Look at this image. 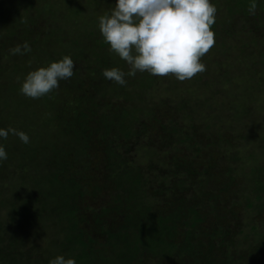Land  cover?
<instances>
[{"label":"trees","instance_id":"16d2710c","mask_svg":"<svg viewBox=\"0 0 264 264\" xmlns=\"http://www.w3.org/2000/svg\"><path fill=\"white\" fill-rule=\"evenodd\" d=\"M229 1L227 3V15L226 13L219 14V10L211 28L214 31V39L221 38L225 42L230 41L229 45L231 44V47H234L230 37L244 34L245 28L238 26L233 20L234 17L232 18L229 15L230 6L234 5L237 13L243 15L245 21L248 20L249 16L260 19L262 17L249 11L253 3L256 5L258 0H232L234 3L231 5ZM263 1L259 0L258 5ZM41 2L40 5V0H0V55L3 59V61L0 59V87L10 89L9 92L12 90L11 95H6V98L3 97L5 103L2 104L0 109V120L11 118L12 122L10 124L15 128L14 125L17 122H15L14 117L19 111L36 113L35 109L31 110L33 104L30 98L20 92L25 76L30 71L39 68L36 67L39 65H34L36 60L42 63L40 67H47L50 62L57 61L65 55L70 56L74 63L82 58L83 64L75 69V71L84 69V76L80 77L81 87L86 86L85 78L90 80H87L88 83L99 79V83H89L90 86H93V95L88 96L83 92L79 96H74L78 100L82 98L83 104H85L84 97H91V101L86 106H79V111L73 112L75 115L78 113L76 118L72 120H69L70 117L64 119L66 116L59 114L56 127H54L55 124H51L50 129L39 130L34 135V137L36 136V139L33 140L34 143L28 142L25 144L17 136L13 137V135L11 137L12 144H18L21 145L20 148L28 149L29 155L22 154L15 162H6L7 164H1L0 162V179H2V176L6 178V174L8 175V173L3 174L7 167H15L10 173L11 177L12 174L20 173L25 179L19 189L16 186L15 190L9 195L5 194L3 196L0 194V264H34L31 256L35 247L32 246L31 233L36 232L35 236H37L40 228L30 227L34 231L31 230L32 232H30L29 230V233H25L22 231L21 224L17 223L16 216L25 220L34 215V217L43 221V207L39 206L41 197L28 200L21 193L25 190L24 184L30 185L29 181L31 179H37V177L30 175L29 167L32 169L43 164L42 162L34 163L35 161L32 159L34 151L41 148V146L43 147L42 144H48V147L44 148H49L56 160L53 161L55 169H53L51 184L61 182L59 178L61 170L70 169L68 171L70 174L73 172L74 175L66 186L70 189L71 195L62 196L59 200L55 198L56 208L59 209L60 224H63V226L60 229L61 232H53L55 236L51 239L52 241L44 237L46 243L50 241L49 245L52 246L47 260L53 259L57 255H64L65 257L67 255V258L74 257L77 264H146L153 256L157 258L156 264H216V259H211L209 255L210 247H212L214 249L220 248L221 255L226 254L232 263L264 264V245L262 243L264 242V233L258 229L264 219L257 216L260 212L256 204V202L261 201L262 193H264V167L257 170L253 165L250 166V172H253V176L258 177L255 187L253 188L249 181L252 191L248 192L249 186L244 185L242 182L237 188L238 194L230 199V212L228 214L226 211L222 213L227 205H219L220 212L218 211L212 219H209V210H203L199 206H190L186 209L184 206L185 201L182 198L179 199L182 202L178 204L177 208L168 209L164 207L167 203L169 191L175 186L182 190L190 189V187L208 188L213 178L209 170L217 168L214 167L216 164L209 160V155H205L200 151L202 145H197L198 150L195 156L190 159L184 158L178 152L169 155L162 150H158L157 148L161 147L157 145V142L152 144L151 141L146 142V144L147 147L150 145V147L156 149H153L152 153L143 155L142 145L138 143L136 144L138 152H141L140 154L136 152L132 157L130 152H128L129 156L122 153L120 146L122 142L119 140H122L121 137L135 134L133 130L134 121L139 117L137 114H132L129 120H121L120 117L115 120V114L109 110L111 100L107 96L132 101L136 96L143 95V92L149 91L154 86L152 83L154 76L147 72L137 71L134 76H125L127 83L124 86L106 80L102 76V70L104 69L115 67L127 74L131 71V68L118 54L110 49V46L105 43L101 35L93 36L91 22L97 23L99 21L102 16L100 9H98V14L91 13L89 8L82 11L84 21L75 26L76 31H74V37L71 39L63 23L49 24L47 19L49 11L46 8L48 4L43 0ZM99 4L98 8L103 7L101 2ZM90 7L92 6L90 5ZM4 8L7 11L6 13H4ZM40 8L46 9L40 10ZM61 17L64 19L63 16ZM55 19L61 22L58 17H55ZM233 31L235 32L232 33ZM79 34L87 37L86 40L92 46L81 40L78 37ZM41 35L49 37L51 41L45 40ZM24 41L30 44L31 52L15 55L10 53L11 48L17 44H22ZM250 55L247 47H243L240 55L236 57L237 59H249L252 58L249 57ZM30 56L32 57L31 63H29L30 60L26 59ZM131 78H134V80H131ZM57 90L63 92L59 88ZM50 94H55V89L41 97L39 101L44 105L51 103V106H53L52 100L54 98ZM63 94L65 93L63 92ZM101 102L105 104L101 105ZM139 108L138 106L137 109ZM65 110L66 108L61 105L59 112L62 111L63 113ZM39 112L41 111L37 110V113ZM124 112L128 114L129 107ZM186 114L187 117L184 116L185 114H181L185 119L184 122L188 119L195 121L192 111H190V114ZM62 120H64L62 122L64 129L57 130L59 121ZM91 120L98 122L95 126V133L99 137V143H102V145L108 143V151H106L108 163L104 168L107 183L99 180L101 167H93L94 161L90 156L91 152H88L91 144L87 142L88 136L86 135ZM191 123L194 124L192 121ZM167 124L169 125L168 122ZM185 127L179 123H174V125L166 128L169 135L168 140L165 141L168 146L171 144L172 149L174 147L179 149L176 144H182V141L185 142L184 137L180 139L179 136L177 137L178 131L186 130ZM190 128L193 133L198 131V129L194 130L193 126H190ZM82 130L85 134L83 135L84 139L72 142V139L67 140L64 138L70 131L81 133ZM209 130L214 133L209 125L205 126L202 132L208 133ZM61 142L64 145H60ZM2 144L5 146L7 154L10 149L17 148L14 145L10 146L11 143ZM72 147L75 148L74 151H71ZM66 156L67 158H65ZM249 156L253 157L254 152H249ZM143 157L149 160V167H153V170L170 167L168 171L165 169V174L162 176V180L166 179L165 183L160 182L161 185L157 187H151L147 184L149 179L146 181L142 170L139 171L137 168L141 164L140 162H143ZM195 158L200 160L193 161ZM218 158H220V155H218ZM184 160L188 162H182ZM157 162H160L161 166L156 167ZM168 162H170V165L167 164ZM197 162L199 167H195ZM185 164L190 165L188 170L184 169ZM239 165L241 166V164ZM17 167H24L25 169L17 172ZM240 168L242 167L236 169L222 167L223 175L229 180L231 178L229 174L238 172ZM258 171H262L261 175ZM26 173L29 174V180L24 176ZM251 175L252 173L249 174L250 179ZM153 176L158 178L161 175L156 173ZM234 178L235 176L231 179ZM170 180L172 181L170 182ZM41 184L44 186L46 183H41L40 180ZM226 184H229V181ZM223 189H225L224 186ZM39 194L42 196L46 193L41 191ZM201 195L205 196L206 194L202 192ZM105 196L110 197L106 204L97 206L94 203L99 197ZM224 198L226 201L227 198L225 196ZM215 204L211 206H215ZM32 211L35 212L32 214ZM109 211L113 214L107 213ZM118 216H123L122 220L118 219ZM91 217L95 219L101 228L107 231V238L110 241L108 248L104 246L96 247V244L94 246L96 238L91 235L93 233H88L81 227V224L88 218L91 219ZM108 217L111 221L108 220ZM234 220L237 225H241L237 232H231L230 230V224ZM226 222L229 223L227 231H225ZM53 225L59 227L57 224H48L43 225V228H45V231L50 232V228L54 227ZM215 227L217 228L214 233L206 231L208 228ZM206 237L208 243L204 240ZM61 238H64L66 243H57ZM21 250L24 252L19 255ZM223 262L221 259L220 264H223ZM39 264L49 263L39 260Z\"/></svg>","mask_w":264,"mask_h":264},{"label":"rangeland","instance_id":"374dc122","mask_svg":"<svg viewBox=\"0 0 264 264\" xmlns=\"http://www.w3.org/2000/svg\"><path fill=\"white\" fill-rule=\"evenodd\" d=\"M43 1L48 4L46 8L49 11L47 18L49 24L54 25V23H63L68 32V36H70L71 39L74 37V31H76L75 26L80 25L81 22L84 21L82 16V11H84V9L89 8L91 13L96 14L99 13L98 9H100V14L104 16L110 14L111 10L115 7V0ZM228 1L229 0H213V3L216 5L217 12L220 10L219 14L226 13L227 15ZM99 2H101V5L103 4V7L98 8V6H100ZM41 3L42 2L40 0V5ZM233 3L234 1H229L230 5ZM259 3L260 2L258 0L255 5V11L251 13L260 15L262 18H252V16H249L246 21L244 20L245 18L243 19V15L237 13L234 5L230 6L231 11L229 12V15L232 18L234 17L233 20L238 24V26L245 28L244 34L236 36L233 35L234 37L232 38L230 37L234 47H231V44L229 45L230 41L225 42L221 38L214 39V45L209 49L208 53L201 58L202 62L205 64V71L197 73L191 79H186L184 81H179L173 74H168L166 76H154V81L152 82L154 86L149 91L143 92V95L136 96L132 101H126L123 98L120 99L119 97H110L106 95L111 100L110 103L112 105L110 104L109 110L115 114V120H118L119 117L121 120H129L132 114H137L139 117L134 121L133 130L135 134L132 133L126 137H121L122 140H119L122 142L120 145L122 153H126L129 156L128 152H130L131 156L134 157L135 153L138 152L136 143L142 145L141 150L144 151L143 155L152 153L154 147H150V145L147 147L146 144V142L151 141L152 144L157 142V145L161 147L157 148L158 150H162L169 155L173 152H178L184 158L190 159L195 156L198 146L202 145L200 151L205 153V155H209V160L216 164L214 167L217 168H211L209 170V173L213 178L211 179L208 188L197 189L196 187H190V189L184 190L177 188V186L172 188L169 191L166 201L167 203L164 205V207L168 209L177 208L178 204L182 202L179 201V199L182 198L185 201L184 206L186 209L190 206H199L202 207L203 210H209V219H212L215 214L218 213L219 205H227L222 213L226 211L228 214L230 212V199L238 194V186L243 182L244 185L249 186L248 192L252 191L250 187L251 184L253 188L255 187V182L258 177L253 176V172H250V166L253 165L257 170L264 167V1L258 5ZM90 5L92 7H90ZM45 9L40 8V10ZM6 12L7 11L4 8V13ZM219 14L217 15L218 17L220 16ZM6 15L8 16V14ZM61 16H63L64 19ZM55 17H58L61 22H58ZM91 24V29L94 33L93 36L101 35L99 31V21L97 23L91 22ZM234 32L235 31L232 33ZM41 37L47 41H51V39L45 35H41ZM78 37L85 41V43L89 44V46H92V44L86 40L87 37L84 35L79 34ZM243 47H247V50L251 54L249 57L252 58L237 59L236 56L240 55ZM0 59L3 61L1 55ZM26 59L30 60L29 63H31V56L26 57ZM34 63L35 66L39 65L36 67H40L42 64L39 60L34 61ZM81 64H83L82 58L75 62V69ZM75 69L74 75L70 79L60 81L58 88L65 94L57 90V88L55 89V94H50V96L54 98V100H52L53 102L50 100L52 105L54 104L53 106H51V103L44 105L39 101L40 98H30L33 104L31 106V110L35 109L36 113L19 111V113L15 115L14 120L17 123H15L14 127L17 130L24 131L29 136V142L34 143L33 140L36 139V136L34 137V135H36L39 130L49 128L51 124H55L54 127H56V124L58 123L57 117L59 114L66 116L64 119H68L70 117L69 120H72L78 115V113L75 115L73 112L79 111V106L84 107L91 101V97H84L85 104H83L82 98L78 100L74 96H79L80 93L83 92L88 96L93 95V86H90L89 83L97 84L99 83V79H95V81L88 83L90 80L85 78L86 86L81 87L80 77L84 76V69L81 71H75ZM131 80H134V78H131ZM9 90L10 89L0 87V109L2 108V104L5 103V99H3V97L5 96L6 98V95L12 94V90L10 92ZM102 104L104 105L105 103L101 102V105ZM61 105L66 108V110L63 111L64 114L62 111L59 112ZM138 106L140 107L139 109H137ZM128 107L129 113L127 114L124 111H126ZM37 110L41 112L37 113ZM190 111L194 113L195 121L191 119L194 124L191 123L190 119L184 122L185 119H183L184 117L181 115L185 114L184 116L187 117L186 113L190 114ZM63 121L64 120L59 121L57 130L64 129V125L62 124ZM11 122V118L1 119L0 127H13L12 124H10ZM97 123V121H89L86 136H88L87 142L91 144L88 152H91L90 156L94 161L93 167H101L99 180L104 183L106 182V172H104V168L108 163L106 160L108 157V154H106V151H108V143L104 145L99 143V137L95 133V126H97ZM174 123L186 126V130L182 132L178 131L177 137L179 136V139L183 137L185 138V142L182 141V144H176V147L179 149H176L175 147L172 149L170 146L171 144L168 146L165 141L168 140L169 135L166 128L174 125ZM208 125L212 127L214 133L210 131L211 129L209 130L210 133L209 131L208 133L202 132V129L204 130L205 126ZM190 126H193L194 130L198 129V131L193 133V130H191V128L189 129ZM83 131L84 130L81 132L82 134L70 131L64 138L67 140L72 139V142L84 139L83 135L85 134ZM200 132L202 133L199 134ZM12 136L13 135H9L6 140H0V142L5 145L11 143L10 146L14 145L17 147L9 150V153L12 154L8 153V158L1 162V164H7L6 162L11 163L12 161L15 162V160L21 157L22 154L29 155L28 149L20 148L21 145L19 146L18 144H12ZM13 137H15V135ZM172 143L174 144V141ZM42 145L44 146H41V148L34 151L32 159L35 161L34 163L42 162L43 164L32 169L29 167L30 175L37 177V179H31L29 181L30 185L24 184L25 190L21 193L23 197H27L28 200L41 197V204L39 206L43 207V221H40V219L34 217V215L25 220L16 216V221L19 225L21 224L23 232L29 233V230L30 232L34 231L30 227L40 228V230L37 229L39 231L37 236H35L36 232L31 233L32 246L35 247L32 252L33 255L31 256L34 264H39V260L44 263H49V260L47 259L52 249L49 242L52 241L51 239L55 236L53 232H61L60 229H62L63 226V224H60V218L58 216L59 209L56 208L55 198L59 200L62 196L71 195L70 189L66 188V186L67 183L70 182V179L74 177L73 172L70 174L68 171L70 169H67L66 171L61 170L59 176L61 182L51 184L53 181V169H55V167H53V161L56 160L52 155L51 150L49 148H44L48 147V144ZM60 145H64V143L61 142ZM93 148L95 150H91ZM74 150L75 148L72 147L71 151ZM249 152H254V156L250 157ZM138 153L140 154L141 152ZM218 155H220V158H218ZM65 158H67V156ZM199 160V158L193 159V161ZM182 162L187 163L188 161L184 160ZM140 163L141 164H139L137 168L139 171L142 170L146 177V181L149 179L147 181L149 186L157 187L161 185L160 182L165 183L166 179L162 180V176L165 174V169L168 171L170 167H161L158 170H153V167H149V160L144 159V157L143 162ZM157 163L158 165L156 167L161 166L160 162ZM167 164L170 165V162ZM239 164H241V166ZM189 167L190 165L187 166L185 164L184 169L188 170ZM195 167H199L198 162ZM222 167H233L235 169L237 167L242 168H240L238 172H231L229 176L231 175V178L235 176V178H230L231 180H228V178L223 175L224 171ZM14 168L15 167H7L3 171V174L8 173V175L6 174V178L5 176H2V179H0V194L3 196L5 194L9 195L13 192L16 186L19 189L21 184L25 182L23 175L20 173L12 174V177L10 176V173ZM22 169L25 168L17 167V172H21ZM258 172L261 175L262 171ZM156 173H159L161 176L154 178L153 175ZM251 173L252 175L250 179L249 174ZM24 176L29 180V174L26 173ZM40 180L41 183L44 182L46 184L44 186L42 184L40 185ZM171 181L172 180H170V182ZM227 181H229V184H226ZM223 186L225 189H223ZM41 191L46 194L41 196L39 194ZM202 192H205L206 195L202 196ZM224 196L227 198L226 201ZM109 200L110 197L108 196L102 198L99 197V199L94 203L99 206L104 203L106 204ZM260 200V202H256L258 205V211L260 212L257 216L264 219V193H262V199ZM214 203H216L215 206H211ZM34 212L35 211H32V214ZM107 213H110L111 215L113 214L111 211ZM109 218L110 217H108V220H110ZM122 218L123 216H118V219L122 220ZM48 224H57L59 227H55L53 225L54 227H51L50 232H48L45 231V228H43V225ZM228 225L229 223L226 222L225 231L228 230ZM240 226L241 225H237V222L234 220L230 224L231 232H237ZM81 227L88 233H93L91 235L96 238V241L93 244L94 246L96 244V247H109L110 241L107 238V231L104 228H101L93 217H91V219L88 218L81 224ZM216 228L217 227L208 228L206 231L214 233ZM258 229L264 233V222ZM44 237L50 241L46 243V239ZM207 239V237L204 238L205 242L208 243ZM61 242L66 243L64 238L57 241V243ZM262 243L264 245V242ZM23 252L24 251L21 250L19 255ZM221 254L222 252L220 248L214 249L210 247L209 255L211 259H216V264H220L221 259L224 261L223 264H239L237 262L232 263L226 254ZM156 260L157 258L151 256L150 261L146 264H156Z\"/></svg>","mask_w":264,"mask_h":264},{"label":"clouds","instance_id":"9594fccd","mask_svg":"<svg viewBox=\"0 0 264 264\" xmlns=\"http://www.w3.org/2000/svg\"><path fill=\"white\" fill-rule=\"evenodd\" d=\"M255 11V4L250 7ZM217 8L213 0H115L110 14L99 18V31L110 49L131 66L127 74L119 68L102 70L106 80L124 86L126 75L137 71L153 76L173 74L179 81L191 79L205 71L201 58L214 45ZM10 53L31 52L27 41L11 48ZM75 63L65 55L47 67L30 71L20 92L31 98H41L59 87L60 81L74 75ZM15 135L25 144L29 136L11 126L0 127V140ZM8 158L0 143V162ZM49 264H77L74 257L57 255Z\"/></svg>","mask_w":264,"mask_h":264}]
</instances>
